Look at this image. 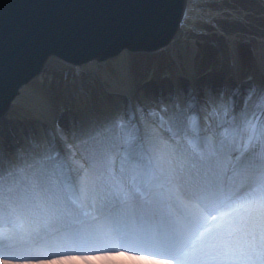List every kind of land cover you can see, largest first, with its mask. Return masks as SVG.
<instances>
[{
    "label": "bare ground",
    "instance_id": "1",
    "mask_svg": "<svg viewBox=\"0 0 264 264\" xmlns=\"http://www.w3.org/2000/svg\"><path fill=\"white\" fill-rule=\"evenodd\" d=\"M186 3L185 1L184 12ZM192 21V18L186 19L185 22L182 19L179 27L162 48L178 47L183 39H189V44L193 45L192 31L185 34L181 28L182 24L185 27L191 26ZM246 36L248 35H244L248 38ZM233 38L235 37L228 36L227 48L232 77H226L222 72H214L196 79L192 75L191 57L186 55L187 58H183L184 69L179 77L151 80L134 90L128 75L127 53L109 57L116 74L109 76L102 71L109 82L107 87L102 84L106 97L90 105L85 111H69L61 118L53 117L45 101L33 92L26 94L24 99H18L27 90V86L0 116V142L5 148L4 159L0 161V185L4 191L0 225H11L3 226L4 229L10 230L23 219L27 228L42 227L45 221L62 213L57 176L61 174L68 177L79 189L88 174L92 180L91 197L103 211V233L100 234L96 230L97 238L103 241L116 237L115 226L116 233H121L122 237H145L140 221H137L139 214L136 210L128 219L123 220L116 213L117 208L110 205L109 195L120 185L122 167L117 161L126 156L146 159L151 154L153 143L181 144L186 142V134L199 135L201 142H214L219 148V141L224 139L225 130H236V134L240 135L242 147L253 146L240 163V168L251 179V176L258 177L257 186L251 187V190H259V178L264 175V149L260 146L258 138L250 142L249 136L255 137L254 127L251 126H254L257 118L264 113V91L258 96L251 81H239L237 53L231 42ZM256 52L259 66L262 67L263 56L258 50ZM103 60L73 64L51 55L47 57L36 77L42 75L47 65L86 70L97 77L96 63ZM17 103L28 106L33 112L29 120H8L9 107ZM165 111L168 113L167 118L160 115ZM193 125L199 128L197 133H193ZM61 126L70 130L71 134L63 135ZM32 139L39 141L40 145L36 146V142L33 144ZM220 151L223 168L226 169L235 151L231 150L227 143ZM243 181L247 184L244 177ZM23 205L29 209L22 211V208H25ZM208 223L211 225L210 217ZM198 227L199 225H192V231L195 232ZM63 228L59 226L56 229L61 234H68ZM51 232L40 229L36 235L39 234L43 238ZM0 264L23 262L0 256ZM46 264L168 263L167 260L152 256L143 257L134 252L116 251L69 252Z\"/></svg>",
    "mask_w": 264,
    "mask_h": 264
},
{
    "label": "snow or ice",
    "instance_id": "2",
    "mask_svg": "<svg viewBox=\"0 0 264 264\" xmlns=\"http://www.w3.org/2000/svg\"><path fill=\"white\" fill-rule=\"evenodd\" d=\"M215 21L216 16L209 10L207 22L219 29ZM261 90L264 91V84ZM160 115L167 118L168 113ZM260 122L264 124V115ZM192 130L197 133L199 128L193 125ZM61 133L71 134L63 126ZM233 135L225 130L224 139L219 141L221 146ZM254 138L249 136V141ZM185 139L181 144L153 143L146 159L126 160L119 177L127 200L135 201L138 197L143 200L148 192H155L161 202L168 204L162 233L131 239L116 236L102 241L97 238L93 225L78 221L81 227L70 234L54 229L43 238L39 234L34 238L31 233L22 235V225H14L10 230L0 227V252L6 241L19 254L5 259L23 264H46L69 252L116 251L134 252L175 264H264V175L259 178V190H249L244 184L239 189H227L222 153L216 143L201 142L195 134H186ZM4 156L5 148L0 142V161ZM232 171L246 181L251 179L238 167ZM91 192L92 180L86 174L79 189L66 193V209H78L88 218ZM3 199L0 185V211ZM91 207L94 209L95 205ZM190 224L199 227L191 236H186L184 229ZM149 248L156 250L147 251Z\"/></svg>",
    "mask_w": 264,
    "mask_h": 264
},
{
    "label": "water",
    "instance_id": "3",
    "mask_svg": "<svg viewBox=\"0 0 264 264\" xmlns=\"http://www.w3.org/2000/svg\"><path fill=\"white\" fill-rule=\"evenodd\" d=\"M185 1L0 0V116L48 56L78 64L161 49L179 27ZM260 117L253 134L264 148Z\"/></svg>",
    "mask_w": 264,
    "mask_h": 264
},
{
    "label": "rangeland",
    "instance_id": "4",
    "mask_svg": "<svg viewBox=\"0 0 264 264\" xmlns=\"http://www.w3.org/2000/svg\"><path fill=\"white\" fill-rule=\"evenodd\" d=\"M186 2L183 22L192 18L193 29L191 26L186 28L183 24L181 28L185 34L192 31L194 44H189V39H183L181 45L172 49L165 47L154 52L127 53L128 75L132 88L135 90L149 80L179 77L184 69V56L191 57L192 75L196 79L214 72H222L226 77H232L233 71L228 63L227 48L228 36H234L231 42L237 53L239 81L242 83L251 81L255 86L253 90L258 96L261 95L264 64L261 70L255 54L258 50L263 56L264 63V0H186ZM209 10L216 16L215 22L219 24V29L213 28L207 22ZM244 35H248L246 36L248 38ZM96 66L97 77L86 70L47 65L42 75L35 77L18 99H24L26 94L33 92L45 101L51 115L56 118H61L69 111H85L107 95L103 86L107 87L109 82L102 71L109 76L116 74L111 58L97 62ZM32 113L28 106L17 103L9 107L7 117L10 121L22 122L29 120ZM32 143L40 145L37 140L32 139ZM23 206L25 208H22V211L29 209L28 206ZM3 226L11 225H0Z\"/></svg>",
    "mask_w": 264,
    "mask_h": 264
}]
</instances>
